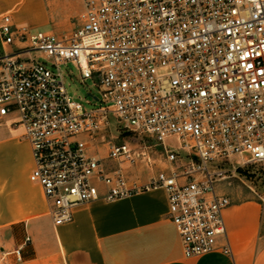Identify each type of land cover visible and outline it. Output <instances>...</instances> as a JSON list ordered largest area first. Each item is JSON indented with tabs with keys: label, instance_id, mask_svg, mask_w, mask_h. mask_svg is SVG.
Returning <instances> with one entry per match:
<instances>
[{
	"label": "built area",
	"instance_id": "2783aa9c",
	"mask_svg": "<svg viewBox=\"0 0 264 264\" xmlns=\"http://www.w3.org/2000/svg\"><path fill=\"white\" fill-rule=\"evenodd\" d=\"M80 4L64 38L0 16V119L30 145L51 222L162 188L186 259L230 254L216 186L264 168V0ZM70 65L97 89L91 108L67 92Z\"/></svg>",
	"mask_w": 264,
	"mask_h": 264
},
{
	"label": "crops",
	"instance_id": "0c3cea01",
	"mask_svg": "<svg viewBox=\"0 0 264 264\" xmlns=\"http://www.w3.org/2000/svg\"><path fill=\"white\" fill-rule=\"evenodd\" d=\"M13 122L12 117L0 119L4 264H264V207L251 193L237 191L226 181L218 182L216 191L231 201L223 213L230 254L186 259L167 219L162 188L115 202H88L74 209L70 223H52L42 188L29 179L34 168L30 145ZM133 177L146 181L150 174L135 169ZM18 249L19 262L13 254Z\"/></svg>",
	"mask_w": 264,
	"mask_h": 264
},
{
	"label": "rangeland",
	"instance_id": "374dc122",
	"mask_svg": "<svg viewBox=\"0 0 264 264\" xmlns=\"http://www.w3.org/2000/svg\"><path fill=\"white\" fill-rule=\"evenodd\" d=\"M80 10V0H0V16L10 15L18 26L61 38L69 36L77 29ZM62 71L66 75L64 82L69 96L91 108L86 101L94 103L88 94L97 95L93 82L86 80L83 83L71 65L62 68ZM229 182L237 191L251 193L264 207V168L261 166L239 168L235 177H229L226 181Z\"/></svg>",
	"mask_w": 264,
	"mask_h": 264
}]
</instances>
